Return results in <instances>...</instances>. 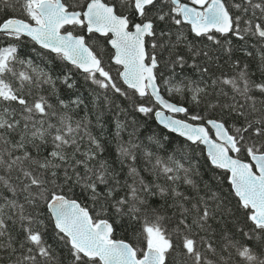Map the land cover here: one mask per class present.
<instances>
[{
	"label": "snow or ice",
	"instance_id": "1",
	"mask_svg": "<svg viewBox=\"0 0 264 264\" xmlns=\"http://www.w3.org/2000/svg\"><path fill=\"white\" fill-rule=\"evenodd\" d=\"M25 37L144 117L115 106L114 160L72 69ZM0 38V264H264V0H0ZM152 117L183 139H141Z\"/></svg>",
	"mask_w": 264,
	"mask_h": 264
},
{
	"label": "trees",
	"instance_id": "2",
	"mask_svg": "<svg viewBox=\"0 0 264 264\" xmlns=\"http://www.w3.org/2000/svg\"><path fill=\"white\" fill-rule=\"evenodd\" d=\"M6 12H8L9 14H11V10L10 9H6ZM69 31H74L75 34H86V29L83 28H76V29H72V28H68ZM185 32L188 35L189 39H194V35L188 30L187 26H185ZM89 35V43L93 44L94 46V50L96 49H100L102 50L106 56H105V60L108 66V69L112 72V75L114 77V79L116 80L118 86L123 87L124 89H126L130 94L132 93L131 89H128L126 85L123 84V81L120 79L119 77V71H122V68L118 65H116L114 63V61L110 60L108 57L112 54H114V50L111 47V45L107 42L109 38H111L110 36H108L107 38L100 36L98 34H88ZM14 42V41H13ZM9 43L8 40L2 39L0 38V46H5ZM205 43H208L207 41H205ZM234 44L238 45L240 44L239 40H234ZM20 55L24 56L25 54H30L32 59H34L36 61L37 64H43L44 61H47V64H44L45 67L48 68H54L56 70V73H60L61 69H67V68H71L73 71V75L77 81V85H78V90L79 93L82 95V97L85 100V104L88 105L87 109L81 108L79 110V115L82 116L84 115L85 111L89 112L90 115H92L93 119L95 120L96 116L99 114L101 117V122L105 124V128H106V132H105V136H106V143L110 144V148L108 153L105 154L104 157L102 158H107L109 160H114L116 158V153H115V142L111 139V134L115 132V118L118 112V109L115 107L116 105H118L119 107L128 109V115L125 116L123 113H120V115L122 117H124L125 119L131 120L133 118L138 119L143 121L144 117L141 114H137L135 113L134 109H132L130 102L124 98L121 97L119 94H112L110 90H99L96 89L95 85H92L91 82H86L83 79L82 73L78 70H76L75 68H72V66L70 64H68L65 61H62L59 59V57H56V55L54 53H50L48 52V50H41L39 45H36L30 38L25 37L20 44ZM33 49H36V51L34 52ZM251 50V49H250ZM43 51L44 52V56L41 57L39 56L37 53ZM181 51H186V49H181ZM236 58H243L242 54L237 52L236 53ZM226 59V58H225ZM177 71L179 72L180 69H177ZM186 74H191L190 69H185L184 70ZM90 90H94L96 92V95L99 96V99H96L93 95H92V91ZM63 91V89H62ZM107 96L109 100L112 101L113 106L111 107V109L109 108V105L107 103V101L104 99V97ZM180 117L184 118L183 115H179ZM232 123H235V121H232ZM147 125L148 127L146 129H143L141 132V139H143V137L145 135L150 134L152 131H155L157 133H162L164 135L167 136H171L172 139L174 140H179V139H183L181 137H179L176 134L173 133H169L168 130L164 129L161 125L158 124V122L156 121V119L154 117L148 119L147 121ZM93 131H97V129H93ZM97 134H99L97 132ZM125 138H127L126 134H125ZM199 159L201 161L205 162V167H207V154H206V149L202 146L199 145L196 148V153H195ZM203 171V169H202ZM219 171L220 175L222 177V182L224 185V191L226 193L230 192L231 189L229 187V183L227 180V173H224L222 170H213L212 175L214 176L216 174V172ZM123 177V173L121 174ZM204 179L208 180L209 179V174L208 173H204ZM104 189L101 188V191H103ZM82 200H85L86 198L81 197ZM88 203H91L90 201H88ZM233 203H235V201L233 200ZM229 227H231V225H229ZM113 237L115 239H134L132 237L131 232H129L128 230H126L125 228H121V227H117L116 231L113 234ZM136 244L141 247L144 248L145 244L142 243L140 240L136 241Z\"/></svg>",
	"mask_w": 264,
	"mask_h": 264
},
{
	"label": "water",
	"instance_id": "3",
	"mask_svg": "<svg viewBox=\"0 0 264 264\" xmlns=\"http://www.w3.org/2000/svg\"><path fill=\"white\" fill-rule=\"evenodd\" d=\"M98 34V33H97ZM100 35V34H99ZM109 35L112 37V34L111 33H109ZM112 47V46H111ZM114 50V49H113ZM121 67V66H120ZM122 68V67H121ZM127 86V85H126ZM177 115H180V114H177ZM178 118H181V117H179L178 116ZM158 122V121H157ZM163 127V126H162ZM176 135H178V134H176ZM203 147H205V149H206V146H204V145H202ZM206 154H207V152H206ZM114 239V238H113Z\"/></svg>",
	"mask_w": 264,
	"mask_h": 264
}]
</instances>
